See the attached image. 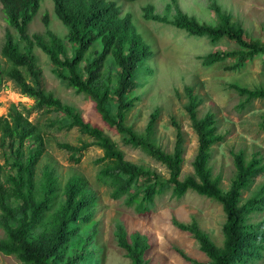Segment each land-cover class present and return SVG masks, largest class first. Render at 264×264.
I'll return each mask as SVG.
<instances>
[{"label": "trees", "instance_id": "obj_1", "mask_svg": "<svg viewBox=\"0 0 264 264\" xmlns=\"http://www.w3.org/2000/svg\"><path fill=\"white\" fill-rule=\"evenodd\" d=\"M119 1L137 0H53L55 15L68 29L65 42L49 29L48 17L43 19L45 33L30 35L29 27L41 8V0H0L9 26L1 50L9 67L5 68L0 62V92L6 80L12 81L23 96L34 101L33 111H55L61 115V118L49 119L47 125L32 122L29 115L18 109L0 118L3 161L11 169L6 180H2L4 167L0 165V227L5 232V238L0 240V253L16 256L27 264H60L69 240L79 232L81 226L93 221L97 198L89 191L88 181L73 177L62 188L56 171L49 167L45 168L41 180L38 179V166L46 153L45 135L48 130L62 132L78 129L81 134L91 138L92 143L84 142L81 146L58 143L57 147L68 152L76 163L81 162L82 155L91 146L100 148L103 156L98 162L103 163L104 167L98 172V182L112 191L114 200L125 198L126 206L134 208L138 214H150L156 197L169 190L172 197L178 200L188 191H194L221 203L228 215V239L223 252L196 227L181 228L195 234L202 250L215 264L242 262L251 242L262 243L264 236L256 233L255 226L243 230L244 212L252 208L253 202L247 203L243 209L237 208V202L242 192L249 189L256 178L264 175V164L260 160H253L246 166L242 157H238L239 178L225 194L216 181H210V172L206 170L211 158L210 151L224 138L218 133L214 114L199 119V101L191 87L185 88L190 98L186 110L198 135L199 152L194 169L200 182L193 177L181 180L184 136L179 127L173 154L151 142L159 119L158 110L151 114L146 139L139 137L127 125L129 113L140 101V97L130 98V94L138 88L137 72L154 57L155 52L139 33L133 17L130 14L123 16L117 3ZM150 10L151 7L147 9L146 17L158 19L152 17ZM217 14L222 23L220 27L200 25L182 14L175 22L180 30L190 36L207 37L213 45L229 40L238 46V50L210 53L203 58L204 65L213 66L236 59L237 63L231 70H237L245 68L256 57H264V44L250 40L244 30L236 27L231 18L223 15L219 9ZM97 44H100V50L93 51ZM68 45L73 47L72 56H69ZM36 47L49 57L55 67L53 72L60 80L76 93L94 101L103 122L123 136L126 146L141 149L164 165L169 171V179L164 181L150 169L127 162L124 153L109 135L85 122L80 113L47 92L33 53ZM112 67L118 69L116 76L112 74ZM238 90L247 97V102L264 99V89ZM61 192L63 201H59ZM50 213L52 222L48 223ZM47 224L53 231L50 235L42 230ZM133 240V245L125 240L121 241V245L128 251L134 264H144L143 255L150 245L139 236ZM254 255L257 259L262 257L260 253ZM84 261L86 256L80 255L77 261L68 264H81Z\"/></svg>", "mask_w": 264, "mask_h": 264}, {"label": "rangeland", "instance_id": "obj_2", "mask_svg": "<svg viewBox=\"0 0 264 264\" xmlns=\"http://www.w3.org/2000/svg\"><path fill=\"white\" fill-rule=\"evenodd\" d=\"M117 3L123 16L130 14L133 17L139 33L155 52L154 57L137 72L138 88L130 94V98L140 97V101L129 113L127 125L139 137L146 139L151 114L158 110L159 119L151 142L173 154L179 127L184 136L181 180L193 177L200 182L194 169L199 152L198 135L186 110L190 98L185 88L191 87L199 101V119L214 114L218 133L224 138L221 144L211 149L206 170L210 172V181H216L222 193H227L240 175L238 157H242L246 166L253 160H260L264 164V99L247 102V97L238 90L264 89V57H256L245 68L237 70H231L237 63L236 59L206 66L203 63L205 56L217 51L238 50V46L229 40L213 45L207 37L190 36L180 30L175 22L182 14L200 25L220 27L219 9L223 15L231 18L236 27L242 28L250 40L264 44V0H137ZM149 7L152 17L158 19L146 17ZM44 17L49 19V29L67 42L68 29L55 15L53 0H41V8L29 27L30 35L45 33ZM8 29L0 3V62L5 68L9 64L2 57L1 50ZM11 31L14 33V30ZM94 50H100V44ZM68 51L72 56L73 47L68 45ZM33 53L47 92L80 113L85 122L109 135L124 153L127 162L150 169L164 181L169 179V171L164 165L141 149L123 143V136L103 122L93 100L76 93L54 74L55 67L41 49L36 47ZM111 71L115 76L118 74L116 67H112ZM33 106L32 99L23 96L12 81L6 80L0 92V118L6 117L14 109L24 111L32 122L40 125H47L49 119L61 118L60 113L55 111H33ZM45 139L46 153L38 166V179L41 180L46 167L56 171L62 188L71 178L82 177L88 181L89 191L97 198L93 221L81 226L79 232L69 240L60 264L77 261L80 255L86 256V261L81 264H134L121 241L133 245L136 236L145 238L150 245L143 255L144 264H215L202 250L195 234L182 229V226L196 227L220 252L225 250L228 215L218 201L194 191H188L178 200L172 197L169 190L156 197L150 214L140 215L134 208L126 206L125 198L114 200L112 191L98 182V172L104 167L103 163L98 162L103 156L100 148L91 146L82 155L81 162L76 163L68 152L57 147L58 143L81 146L84 142L92 143L91 138L73 129L62 132L48 130ZM0 165L4 167L2 180H6L11 169L3 161L1 147ZM63 200L61 192L59 201ZM249 202H253V206L244 212L243 230L255 226L256 233L264 236V175L256 178L251 187L242 192L237 208L243 209ZM52 213L48 215V223L52 222ZM42 230L49 235L53 232L50 224ZM4 238L5 232L0 227V240ZM263 246L264 241L251 242L244 260L233 264H264ZM257 253L262 257L255 258L254 254ZM0 264L27 263L16 256L0 253Z\"/></svg>", "mask_w": 264, "mask_h": 264}]
</instances>
